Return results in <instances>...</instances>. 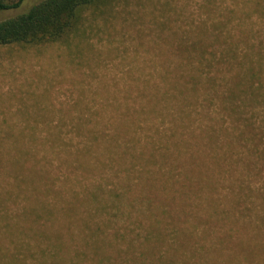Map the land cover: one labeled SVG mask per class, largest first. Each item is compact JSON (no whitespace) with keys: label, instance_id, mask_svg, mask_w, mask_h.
Listing matches in <instances>:
<instances>
[{"label":"trees","instance_id":"1","mask_svg":"<svg viewBox=\"0 0 264 264\" xmlns=\"http://www.w3.org/2000/svg\"><path fill=\"white\" fill-rule=\"evenodd\" d=\"M107 1L0 0V44L64 40ZM259 28L171 30L135 65L117 119L57 123L26 148L0 264H242L264 235L259 211L237 214L232 176L260 139Z\"/></svg>","mask_w":264,"mask_h":264},{"label":"rangeland","instance_id":"2","mask_svg":"<svg viewBox=\"0 0 264 264\" xmlns=\"http://www.w3.org/2000/svg\"><path fill=\"white\" fill-rule=\"evenodd\" d=\"M100 9H84L79 31L64 40L0 44V250L13 247L12 222L21 226L26 148L38 153L36 142L57 123L115 117L122 94L134 90L128 82L135 65L156 57L148 46L176 39L171 30L217 24L260 27L264 39V0H108ZM256 110L251 118L260 139L249 143L255 149L247 146L245 164H233L232 176L239 173L243 184L233 185L234 206L240 216L259 211L264 219V101ZM260 241L242 264H264V235Z\"/></svg>","mask_w":264,"mask_h":264}]
</instances>
